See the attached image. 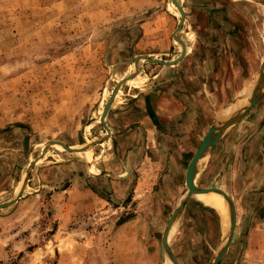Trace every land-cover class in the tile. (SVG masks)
<instances>
[{
    "label": "rangeland",
    "instance_id": "1",
    "mask_svg": "<svg viewBox=\"0 0 264 264\" xmlns=\"http://www.w3.org/2000/svg\"><path fill=\"white\" fill-rule=\"evenodd\" d=\"M177 2L182 22L172 0H0V264H173L181 203L168 245L211 264L228 206L185 175L253 99L264 0ZM207 154L193 187L235 208L214 264H264V91Z\"/></svg>",
    "mask_w": 264,
    "mask_h": 264
},
{
    "label": "water",
    "instance_id": "2",
    "mask_svg": "<svg viewBox=\"0 0 264 264\" xmlns=\"http://www.w3.org/2000/svg\"><path fill=\"white\" fill-rule=\"evenodd\" d=\"M172 1L180 10L181 17H182L181 22H182L183 16H184L183 10H182L180 4L177 2V0H172ZM173 36H175V33H173ZM141 57H144V59L146 58V60L150 61V62H157V63H163L166 65H169L165 61H161V60H157V59H151V58H148V57H145L142 55H141ZM182 57H178L175 61H173V63L179 61L180 59H182ZM135 60L137 63V59H135ZM136 68H137V64H136ZM263 75H264V61L261 63V66H260V69H259V72L257 75L256 85H255V88L253 91L254 96H253L252 101L248 105H245L244 107H242L238 112H235L231 116H229L228 119L226 121H224V123L220 127H218L217 125H212L209 128V130L206 132V134L203 136L201 142L199 143V145H198L194 155L192 156L191 160L189 161V164L187 167V171H186V175H185L186 197H189L193 194L216 192V193H219L224 198V200L226 201V204L228 206V232H227V236H226V239L224 241L223 246L216 252L215 256L213 257L211 264H214L216 259L225 252L226 248L229 246V244L231 242V238L233 235V229H234V222H235V208H234L232 200L229 197H227L223 192H221L219 190H214V189H200V188L193 187L195 175H196L197 169L199 167L198 163L209 152V150L213 148V146L227 132V130L242 116V114L247 109H249L253 104H255L258 101V99L262 96L264 88H263V86L259 85V81L261 78H263ZM116 90H117V87L113 90L111 97H110V99H109V101L105 107L103 115L105 114L107 108L109 107L111 100L116 93ZM11 201L3 203L2 205H7ZM180 208L176 209V211L173 213L172 217H170V219L167 223V226L165 228V231L163 233V236H162L163 248H164L165 252L167 253V255L169 256V258L171 259L173 264H178V263H177V260L175 259V256L173 255L169 245H168V239L167 238H168V233H169L171 224H172L173 220L175 219L177 213L179 212Z\"/></svg>",
    "mask_w": 264,
    "mask_h": 264
},
{
    "label": "bare ground",
    "instance_id": "3",
    "mask_svg": "<svg viewBox=\"0 0 264 264\" xmlns=\"http://www.w3.org/2000/svg\"><path fill=\"white\" fill-rule=\"evenodd\" d=\"M258 4V3H257ZM263 7V6H262ZM261 9V8H260ZM261 11L264 13V8L263 9H261ZM261 12V13H262ZM264 18V17H263ZM175 37V36H174ZM183 56V54H181L179 57H182ZM140 58H143L144 59V57H141V56H139ZM145 60H146V58H145ZM158 60V59H157ZM176 60V59H175ZM174 60V61H175ZM166 63H168V64H172L173 63V61H165ZM263 78H264V75H263ZM263 78H261L260 79V81L263 79ZM262 82V81H261ZM252 84H253V82H252ZM251 84V85H252ZM260 86H262V83H260L259 84ZM263 85H264V83H263ZM264 88V87H263ZM252 93V92H251ZM246 94V93H245ZM248 95V98L250 97V95L251 94H247ZM253 95V94H252ZM251 95V96H252ZM243 97V96H242ZM245 97H246V95H245ZM251 99V98H250ZM250 99H247V100H242L241 98H238V100L236 101V104H235V106H234V108H233V110H232V112L236 109V107L239 105V103H241L242 101H246V102H248ZM248 103H250V102H248ZM242 104V103H241ZM247 104V103H246ZM243 105V104H242ZM245 105V104H244ZM243 107V106H242ZM238 108V107H237ZM240 109H241V107H240ZM240 109H238V110H240ZM235 112H237V111H234L233 113H235ZM232 113V114H233ZM231 114V115H232ZM227 120V119H226ZM225 120V121H226ZM208 155V154H207ZM205 160H206V155L199 161V163H198V165H201V164H204L205 163ZM192 187V186H191ZM186 193V192H185ZM192 196H194V197H199V198H205V199H213V200H217V201H219V202H217V201H211V202H213V203H217V204H219L220 206H222V205H224V208H227V204H226V201L224 200V198L220 195V194H218V193H215V192H209V193H199V194H193ZM221 198V199H220ZM223 203V204H222ZM222 204V205H221ZM181 205H182V203L179 205V207L177 208V209H179L180 207H181ZM219 205H216V204H212V206L214 207V208H216V210H219V211H222L221 209V207L219 206ZM223 207V206H222ZM176 211V210H175ZM174 211V212H175ZM173 215V214H172ZM177 215H178V213H177ZM177 215H176V217H177ZM172 217V216H171ZM175 217V218H176ZM175 221V219L173 220V222ZM173 222H172V224H173ZM172 224H171V226H172ZM173 227V226H172ZM170 229H171V227H170ZM174 230H175V228L173 227L171 230H169V233H168V237L174 232ZM165 231V230H164ZM163 246V245H162Z\"/></svg>",
    "mask_w": 264,
    "mask_h": 264
},
{
    "label": "crops",
    "instance_id": "4",
    "mask_svg": "<svg viewBox=\"0 0 264 264\" xmlns=\"http://www.w3.org/2000/svg\"><path fill=\"white\" fill-rule=\"evenodd\" d=\"M263 242V241H262ZM263 244V243H262ZM260 247H264V244H263V246H260Z\"/></svg>",
    "mask_w": 264,
    "mask_h": 264
}]
</instances>
